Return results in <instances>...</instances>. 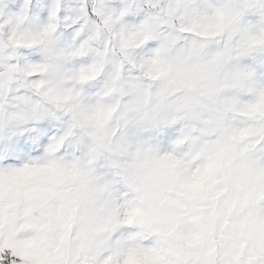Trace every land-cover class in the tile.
<instances>
[{"label":"clouds","instance_id":"clouds-1","mask_svg":"<svg viewBox=\"0 0 264 264\" xmlns=\"http://www.w3.org/2000/svg\"><path fill=\"white\" fill-rule=\"evenodd\" d=\"M230 2L0 0V258L246 264L264 112Z\"/></svg>","mask_w":264,"mask_h":264},{"label":"snow or ice","instance_id":"snow-or-ice-1","mask_svg":"<svg viewBox=\"0 0 264 264\" xmlns=\"http://www.w3.org/2000/svg\"><path fill=\"white\" fill-rule=\"evenodd\" d=\"M100 2L103 6V0ZM33 5L39 8L37 0L24 7L31 11ZM57 8L58 5L43 8L41 18H55ZM212 19L221 30L237 38L235 51L246 60L233 78L238 84L252 86L256 102L249 111L253 114L264 112V0H231L226 9H216ZM0 264L10 262L0 258ZM246 264H264V233L253 237Z\"/></svg>","mask_w":264,"mask_h":264}]
</instances>
